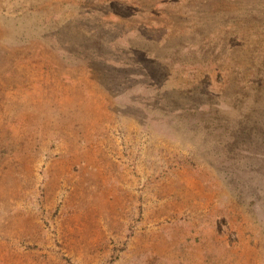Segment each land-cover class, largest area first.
I'll use <instances>...</instances> for the list:
<instances>
[{"label": "rangeland", "instance_id": "1", "mask_svg": "<svg viewBox=\"0 0 264 264\" xmlns=\"http://www.w3.org/2000/svg\"><path fill=\"white\" fill-rule=\"evenodd\" d=\"M0 264H264V0H0Z\"/></svg>", "mask_w": 264, "mask_h": 264}]
</instances>
